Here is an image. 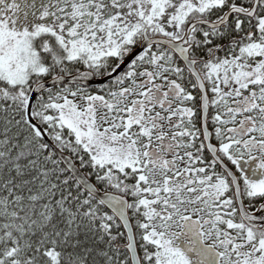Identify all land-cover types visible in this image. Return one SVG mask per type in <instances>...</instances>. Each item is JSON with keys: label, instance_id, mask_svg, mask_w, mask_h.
Segmentation results:
<instances>
[{"label": "snow or ice", "instance_id": "obj_1", "mask_svg": "<svg viewBox=\"0 0 264 264\" xmlns=\"http://www.w3.org/2000/svg\"><path fill=\"white\" fill-rule=\"evenodd\" d=\"M0 264H264V0H0Z\"/></svg>", "mask_w": 264, "mask_h": 264}, {"label": "flooded vegetation", "instance_id": "obj_2", "mask_svg": "<svg viewBox=\"0 0 264 264\" xmlns=\"http://www.w3.org/2000/svg\"><path fill=\"white\" fill-rule=\"evenodd\" d=\"M181 66H183V65L181 64ZM186 86L189 87V90L193 91V95L194 96H197V101L195 102V104L190 102V103L187 104V106L188 107H194L196 109L197 115L194 118V121L196 123V127L197 128H202V118H201V115H200L201 107H200L199 95L197 94V92L195 90H192L190 88V86H188V85H186ZM93 87L94 86L91 85V86H89V89H92ZM215 113H216V110L211 107L210 108V116H209V119H208V125L210 127V132L212 133L211 142L218 146L219 142L215 138V127L217 125L212 121V116L215 115ZM228 127H232V125H228ZM207 142L208 141H205V143H207ZM204 156L206 158H210V153L208 151H205ZM225 162L228 164V166L233 171H236L237 173L239 172V169H236L235 166H233L230 161L226 160V158H225ZM244 167H245V169H249V165L247 163L244 164ZM218 170H219V166H218Z\"/></svg>", "mask_w": 264, "mask_h": 264}, {"label": "water", "instance_id": "obj_3", "mask_svg": "<svg viewBox=\"0 0 264 264\" xmlns=\"http://www.w3.org/2000/svg\"><path fill=\"white\" fill-rule=\"evenodd\" d=\"M106 79V78H105ZM105 79H101V78H96V79H93V80H91V81H89L88 82V85L89 84H92V83H97V82H102V81H104ZM202 119H203V116H202ZM202 127H203V120H202ZM208 131L210 132V130H209V128H208ZM83 171V170H82ZM126 231V230H125Z\"/></svg>", "mask_w": 264, "mask_h": 264}, {"label": "trees", "instance_id": "obj_4", "mask_svg": "<svg viewBox=\"0 0 264 264\" xmlns=\"http://www.w3.org/2000/svg\"><path fill=\"white\" fill-rule=\"evenodd\" d=\"M106 83H108V80L106 81V82H104V84H106ZM100 85V84H99ZM99 87V86H98ZM103 94V93H102ZM84 170H86V172L87 171H89L88 169H84ZM122 231H124V229H121ZM137 237H138V239H139V234L137 233Z\"/></svg>", "mask_w": 264, "mask_h": 264}, {"label": "bare ground", "instance_id": "obj_5", "mask_svg": "<svg viewBox=\"0 0 264 264\" xmlns=\"http://www.w3.org/2000/svg\"><path fill=\"white\" fill-rule=\"evenodd\" d=\"M211 95V94H210ZM200 115H201V118H202V116H203V112L202 111H200ZM210 116V113H208V117ZM203 120V119H202Z\"/></svg>", "mask_w": 264, "mask_h": 264}]
</instances>
